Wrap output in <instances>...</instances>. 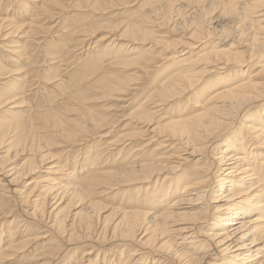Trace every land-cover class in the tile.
Listing matches in <instances>:
<instances>
[{
    "label": "bare ground",
    "instance_id": "6f19581e",
    "mask_svg": "<svg viewBox=\"0 0 264 264\" xmlns=\"http://www.w3.org/2000/svg\"><path fill=\"white\" fill-rule=\"evenodd\" d=\"M6 2L21 9L0 16V264L38 226L64 246L44 264H264V0H146L116 24L96 14L124 0ZM102 100L129 102L109 142ZM57 144L80 159L49 163Z\"/></svg>",
    "mask_w": 264,
    "mask_h": 264
},
{
    "label": "rangeland",
    "instance_id": "374dc122",
    "mask_svg": "<svg viewBox=\"0 0 264 264\" xmlns=\"http://www.w3.org/2000/svg\"><path fill=\"white\" fill-rule=\"evenodd\" d=\"M6 2V0H1V2H0V13H1V15L0 16H3V12H6V11H8L9 9V12H15L16 13V10L18 9H21L20 8V4L19 5H17V4H15V3H13V4H11L10 5V3H8V2H6V3H4V2ZM8 1V0H7ZM25 2H27V0H24ZM146 2V0H124V2H123V4L122 3H116V5H114V6H112V7H110L111 5H108V4H103V6H105V7H107L106 9H104V10H100V12H97V14L96 15H103V18H105V19H103V23H113V24H116V23H118L120 20H122V21H127L128 20V18H130L129 17V15L130 16H134V13H137V11L139 12V10H141V8H140V6H141V4L142 3H145ZM126 3V4H125ZM11 6H9V5ZM28 4H30L29 6H32L33 5V3H31V2H28ZM3 5V6H2ZM119 5V6H118ZM102 6V7H103ZM126 8H125V7ZM105 7H103V8H105ZM140 8V9H139ZM116 9V10H115ZM4 10V11H3ZM112 10V11H111ZM109 11V12H108ZM111 11V12H110ZM124 11V12H123ZM66 13H68V12H66ZM99 13V14H98ZM100 13H102V14H100ZM115 13H116V15H115ZM118 13V14H117ZM121 13H123V14H121ZM115 15V16H114ZM118 15V16H117ZM115 18V19H114ZM122 18V19H121ZM125 19V20H124ZM127 19V20H126ZM105 21V22H104ZM107 21V22H106ZM43 23H47V21L46 22H43ZM5 30H7L6 28L5 29H2V31H0V34L1 35H3L4 34V32H5ZM102 33H104V34H107V32H102ZM1 35H0V43L2 42V37H1ZM110 37H112L113 36V34H111V35H109ZM4 38V37H3ZM8 39V40H7ZM5 41H10V40H12V39H15V37L14 36H11V37H9V38H7ZM91 40H93V38L91 39ZM148 46V45H147ZM2 50V51H1ZM2 55H7V52H5V51H3V48H1L0 47V57L2 56ZM39 61V63H38V66H39V68H42L43 66H45V65H43V63L41 64V60H38ZM40 65H41V67H40ZM8 69H15V68H17V66H15V65H13V63H8V67H7ZM45 67H43L42 68V70L44 71L45 69H44ZM45 72V71H44ZM44 72H42L43 74H44ZM41 73V78H43V74ZM129 73H131V72H129ZM128 73V74H129ZM13 77H15V76H13ZM13 77H10L9 79H11V78H13ZM128 99H130L129 98V96H126ZM126 97H123L124 98V100H128ZM105 103H107L106 104V106H105V108H102L101 106L103 105V104H105ZM110 103V104H109ZM112 103H116V102H113V101H111V102H108V101H98V102H93V103H91V104H89L88 106H90V109L91 110H99L100 112H102V113H104V112H106V110L105 111H103L102 109H109V110H107V112H109L110 111V113L111 112H114L115 110L117 111V117H118V115H119V117L121 116V117H125L126 118V111L128 110V108H129V102L128 103H124V102H117V104L118 105H121V106H124V105H128V108L126 109V108H124V110L122 109H119V108H116V106L115 107H113L111 104ZM133 104H135V102L133 103ZM109 106H111L113 109H112V111H111V107L110 108H108ZM10 106H8V107H6V108H2V109H0V115H2V111L3 110H5V109H7V108H9ZM100 107V108H99ZM125 107V106H124ZM116 108V109H115ZM93 110V111H94ZM74 115H76V114H73L72 116H70L69 118L70 119H72V118H76L77 116H75L74 117ZM115 118V119H113V120H116V122L118 123L117 124V128L115 127L114 128V130L112 129V131L110 132V135L109 136H107L105 139H103V141H105V140H108V142L110 141V140H112V138L114 137V135H120V134H123V133H126V132H128V130H124L123 129V126L127 123V121L125 120V118L123 119V118ZM122 132V133H121ZM120 133V134H119ZM88 135V134H87ZM87 139H85L84 141H82L81 143L82 144H84L85 143V141H88V137H86ZM114 139V138H113ZM55 140V139H54ZM102 141V142H103ZM59 142V141H58ZM80 143V144H81ZM79 143H77L76 145H80ZM81 144V145H82ZM65 146V144L63 145V146H58V144L57 145H54L53 146V148L51 149V150H49V152L51 153V155L52 156H50V159H52L49 163H53V164H55V162H57V161H59V160H63V161H73V160H77L78 161V159H80V157H78L77 156V154L76 153H72V152H67L68 150L67 149H65L66 147H64ZM55 147V148H54ZM79 147H81V146H79ZM62 150H64L65 152H67V154H65V152H64V154H63V152H62ZM91 151V150H90ZM90 151H88V152H90ZM70 153H72V154H70ZM3 154L4 153H0V156H3ZM52 157V158H51ZM116 157V156H115ZM114 157V158H115ZM26 158V156H25V154L24 155H22L20 158H19V160H18V164H20L24 159ZM73 158V159H72ZM196 158H198V156L196 157ZM193 163H194V161H192V162H189L188 164L189 165H193ZM49 165H45V169L48 167ZM45 169H42V171H38V172H36L35 173V175L33 176V179L31 180V181H37V180H39L40 178H42V177H44V171L43 170H45ZM65 169H68V167L67 168H65ZM65 174H63V173H60V174H56L55 175V177H61L62 179H65L66 177L64 176V175H66V172H64ZM44 184H46L45 182L44 183H40L39 184V186L36 188L37 190H35V191H40V186H44ZM27 187H30V186H27ZM18 190L20 189L21 191H25V188H22V186L21 185H19L18 187ZM24 189V190H23ZM28 191V190H27ZM18 193V192H17ZM16 193V194H17ZM15 194V197H14V195H11L12 196V199L13 200H5V202L4 203H6L7 204V201H8V204L7 205H4V209L6 210V209H8L9 207H14V211H15V208H17V207H19V208H17V210L14 212L13 211V213H14V215L13 216H11V217H16L15 219H20L19 218V216H21V215H24L25 214V212L26 211H28V212H30L31 211V209H30V207L29 206H21V204H18L17 202H19V198L21 199L22 197H23V195H21L20 193H18L17 195ZM20 196V197H19ZM18 199H17V198ZM17 201H16V200ZM16 201V203H15V201ZM105 201V200H104ZM107 201V200H106ZM28 208V209H27ZM21 209V210H20ZM27 209V210H26ZM20 211H22V212H20ZM6 220H7V218H5ZM8 219H9V217H8ZM12 219V218H11ZM1 222H3V224H1ZM44 227V226H43ZM42 226H38L37 228H33V230L29 233L28 232V235L29 236H35V235H37L39 238H37L35 241H33L29 246H27L26 248H24V250L22 249L21 251H18L17 253H16V257L15 258H13L12 260H8L7 262H6V264H23V262L25 261V259L27 258V261L29 260V259H31L30 261H31V264H35V263H39V264H44V263H46L47 261H50V260H52V259H50V256L48 255V252H52V253H57L58 251H60V250H63L64 249V246L61 244V241L59 240V239H57V235H55V232L52 230H49V228L48 229H46V227L45 228H43ZM0 230H1V233H2V235H3V237H5L6 235H7V231L9 230V226L5 223V220H3L1 217H0ZM37 230V231H36ZM34 231V232H33ZM50 231V232H49ZM21 233V231L20 232H18V233H16V235L18 234H20ZM37 233V234H36ZM53 233V234H52ZM6 234V235H5ZM34 234V235H33ZM53 236V237H52ZM41 237V238H40ZM55 237V238H54ZM22 240H24V238H22V239H17V241H22ZM54 240V241H53ZM50 243H51V245H50ZM60 243V244H59ZM61 247H60V246ZM48 246H49V248H48ZM47 247V248H46ZM59 247H60V250H59ZM63 247V248H62ZM52 248V249H51ZM56 248V249H55ZM83 249H86L85 247H83ZM30 250V251H29ZM57 250V251H56ZM82 250V249H81ZM28 251V252H27ZM56 251V252H55ZM79 252H81L80 250L77 252L78 254H76V255H68V254H66V256L63 258V260L61 261V260H57V261H55L54 263H53V261H52V264H60V263H64L66 260H70V261H68V264L70 263H72V264H75L74 262H77L79 259H80V257H81V255H82V252L81 253H79ZM44 253V254H43ZM36 254V255H35ZM93 254V255H92ZM92 254H90V255H88V256H84L82 259H81V261H83V262H80V264H88L89 262H93V260L95 259V256H96V252H94V253H92ZM40 257H38V256ZM32 256V257H31ZM43 256V257H42ZM75 256V257H74ZM80 256V257H79ZM26 257V258H25ZM37 258V259H36ZM43 258V259H42ZM45 258V259H44ZM79 258V259H78ZM92 259V260H91ZM218 259H221L220 258V256H218L217 257V259H215V260H218ZM34 260H37V261H34ZM76 260V261H75ZM114 262H117L118 261V258L116 257V259H115V257H114ZM33 261V262H32ZM46 261V262H45ZM64 261V262H63ZM72 261V262H71ZM51 262V261H50Z\"/></svg>",
    "mask_w": 264,
    "mask_h": 264
}]
</instances>
